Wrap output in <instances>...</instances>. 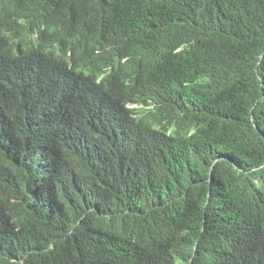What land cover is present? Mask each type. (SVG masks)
<instances>
[{"label":"trees","instance_id":"obj_1","mask_svg":"<svg viewBox=\"0 0 264 264\" xmlns=\"http://www.w3.org/2000/svg\"><path fill=\"white\" fill-rule=\"evenodd\" d=\"M0 264H264V0H0Z\"/></svg>","mask_w":264,"mask_h":264}]
</instances>
